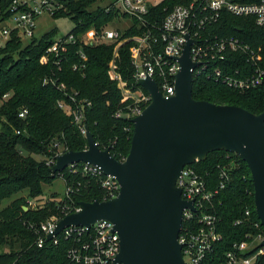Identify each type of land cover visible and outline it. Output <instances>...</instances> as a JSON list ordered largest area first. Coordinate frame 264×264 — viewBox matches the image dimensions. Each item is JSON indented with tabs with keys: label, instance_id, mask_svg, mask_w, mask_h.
<instances>
[{
	"label": "trees",
	"instance_id": "1",
	"mask_svg": "<svg viewBox=\"0 0 264 264\" xmlns=\"http://www.w3.org/2000/svg\"><path fill=\"white\" fill-rule=\"evenodd\" d=\"M12 0L0 1V21L8 20L9 6ZM188 0H164L156 8L161 19L166 13L164 8L174 4H185ZM240 3H256L260 0H232ZM96 0H65L63 6L52 18H69L74 24L73 32L86 31L91 28L99 30L105 27L116 16L115 11L106 12L95 6ZM212 36L234 37L242 40L251 48H259L264 69V27L255 25L251 18H234L223 13L221 19L208 27ZM137 34L134 24L123 36ZM57 30L45 33L40 39L33 36L24 45L18 32L13 30L10 41L0 48V264H69L66 260L69 242L61 240L58 245L50 243L38 248L36 235L29 230V224L43 223L49 217L60 218L61 210L67 204L76 207L79 203L102 201L101 192L95 187L81 188L70 199L55 203L53 200L41 209H31L28 201L39 199L43 194V185L51 184L57 173H52L46 165L58 148L64 151L80 152L86 148V139L79 133L69 116L58 109L57 101L63 95L50 84H43L46 78H58L60 82L78 95V103H90L85 107V125L98 148L110 151L117 161L129 154L133 124L130 119H117L114 113L121 106V93L117 83L109 79L108 64L113 57L114 42L99 45L71 46L64 59L56 65L50 58L45 65L40 59L54 42ZM126 43L119 50L116 69L126 85L134 84L129 46ZM87 58L85 68L73 71L74 65L80 63L78 52ZM236 62H229L233 68L250 67L244 56L234 57ZM58 67L60 70H58ZM192 98L198 101L211 102L216 105H230L243 108L251 114L259 115L264 111V88L238 92L214 82L204 76L193 77ZM4 96H8L4 99ZM27 109V115L21 119L19 111ZM19 132V133H17ZM42 156L43 160H37ZM80 165H78L79 167ZM218 166L230 168V183L222 190L214 203V213L220 219L217 230L222 236L219 246L223 252L229 251L233 242L241 241L249 230L245 225H234L242 218V212L249 208L252 219L258 222L254 211L253 185L250 171L234 153L215 151L208 154L205 161L193 164L199 172L216 176ZM68 170H64L65 180L72 179ZM74 180L80 181L79 177ZM25 193L2 206L17 194ZM27 207V210L23 208ZM264 234V228H262ZM264 264V255L258 260Z\"/></svg>",
	"mask_w": 264,
	"mask_h": 264
},
{
	"label": "built area",
	"instance_id": "2",
	"mask_svg": "<svg viewBox=\"0 0 264 264\" xmlns=\"http://www.w3.org/2000/svg\"><path fill=\"white\" fill-rule=\"evenodd\" d=\"M62 1L65 0H12L8 19H11L14 25L11 29H3L0 32V48L10 41L13 30L18 32L22 40L31 38L36 28V20L44 14L52 17L59 12L63 7ZM162 1L164 0H111L104 10L115 11L117 18L132 20L136 35L125 38L123 34L126 31L109 30L107 25L99 30L93 27L86 31H71L60 39H54L40 59V64L45 65L53 58L58 65L69 48L77 43L91 46L116 43L112 52L113 57L107 66L109 79L116 81L121 93V106L114 113V117L117 119L124 117L131 121L151 102L150 95L136 85L137 81L150 78L157 84L162 97L167 99L175 95L174 82L180 70L178 59L187 43V36L192 40L189 48L190 58L196 64L191 70L192 80L194 76H204L206 80L212 79L240 93L264 88V69L260 65L261 49H253L234 37L212 36L207 31L209 26L221 19L223 13L234 18H251L255 25L264 27V0L256 3L188 0L185 4H174L169 9L164 8L166 13L160 19L156 8ZM126 43L131 44L129 53L132 68L135 69L134 84L131 86L121 80L116 69L118 50ZM78 54L80 63L73 66V71L85 68L87 58L81 51ZM241 55L246 58V63L250 67L233 68L230 63L236 62L234 57ZM43 84H50L63 95V100L56 103L58 109L71 118L79 133L85 137L84 111L90 103H78L76 100L78 94L58 78H46ZM7 97L4 96V99ZM27 113V109L24 108L19 111L18 117L23 119ZM53 148L58 150L48 158L46 165L49 168L55 163L56 158L64 153L57 142L53 144ZM193 164L185 166L176 180V186L181 190L180 197L185 201H191L194 209L192 211L185 208L182 211L178 244L182 247L184 263L258 264L259 258L264 255V246L260 245L264 239L263 226L259 220L257 222L252 219L249 208H245L242 218L234 221V225L246 224L247 229L255 232H246L241 241L231 244L229 251L223 252L219 246L222 242V236L217 230L220 219L213 210L217 196L231 181L230 168L218 166L215 178H209L207 173L203 175L193 167ZM65 169L72 175V179L67 181L64 172L57 173L66 186L63 200L70 199L83 187L95 186L101 192L102 201L112 200L119 193L120 184L115 177L105 175L99 166L81 163L69 165ZM75 177H79L81 182L74 180ZM28 206L32 210L38 208L37 202L34 201H28ZM23 209L27 210V207ZM78 211L79 205L76 207L67 204L61 210L62 217L54 216L43 223L29 224V230L36 235V246L42 248L44 244L50 242L58 245L63 240L69 242L66 253L69 264H121L114 263L120 252L119 236L113 231V224L107 220H98L89 228L69 226L56 236L52 234L59 220L69 213ZM50 235H53L52 239L47 241Z\"/></svg>",
	"mask_w": 264,
	"mask_h": 264
},
{
	"label": "water",
	"instance_id": "3",
	"mask_svg": "<svg viewBox=\"0 0 264 264\" xmlns=\"http://www.w3.org/2000/svg\"><path fill=\"white\" fill-rule=\"evenodd\" d=\"M191 44L187 36L178 59L173 97H162L150 78L137 81L151 102L131 121L133 136L124 161L99 149L87 127L86 148L64 151L56 158L49 168L52 173L87 163L115 177L120 190L109 201L79 203L78 212L57 222L53 235L69 226L89 228L98 220H107L119 236L120 252L114 263L187 264L178 237L183 209H194L191 201L180 197L176 180L185 166L205 161L215 151L234 153L247 164L254 211L264 228V111L254 115L240 107L194 100L191 70L196 64L190 58ZM260 245L264 246V239Z\"/></svg>",
	"mask_w": 264,
	"mask_h": 264
},
{
	"label": "rangeland",
	"instance_id": "4",
	"mask_svg": "<svg viewBox=\"0 0 264 264\" xmlns=\"http://www.w3.org/2000/svg\"><path fill=\"white\" fill-rule=\"evenodd\" d=\"M111 0H97L94 4L95 6H100L101 8H106L109 6ZM14 23H12L11 19L0 21V32L3 29H11L13 27ZM133 25L132 20L129 18H122L114 16L112 20L107 24V28L118 30L120 32L126 31L127 28ZM74 28L73 22L70 21L69 18H52L47 14H44V16L39 17L36 20V28L33 34V37L35 39H40L45 33L49 32L50 30L56 29L57 35L54 37L55 39H60L61 36H64L72 31ZM31 40V38H24L23 44L26 45ZM110 63V62H109ZM1 104V103H0ZM1 106V105H0ZM0 128H1V122H0ZM34 158L37 160H43L42 156H36L34 155ZM65 189L66 186L64 185L63 181L59 178H56L51 184L49 185H43V194L39 197V199L33 200L34 202H37L38 207L41 209L45 204L49 203L50 201H54L55 203L60 202L63 200L65 196ZM19 196H26L25 193L17 194L15 197L11 198L8 201H4L2 206H6L11 202L12 200L16 199V197ZM31 201V202H33ZM50 218V217H49Z\"/></svg>",
	"mask_w": 264,
	"mask_h": 264
}]
</instances>
